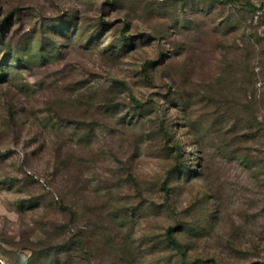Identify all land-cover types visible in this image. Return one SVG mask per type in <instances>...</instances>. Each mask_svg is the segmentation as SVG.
Wrapping results in <instances>:
<instances>
[{"label": "rangeland", "instance_id": "374dc122", "mask_svg": "<svg viewBox=\"0 0 264 264\" xmlns=\"http://www.w3.org/2000/svg\"><path fill=\"white\" fill-rule=\"evenodd\" d=\"M1 32L0 264H264V0H0Z\"/></svg>", "mask_w": 264, "mask_h": 264}, {"label": "trees", "instance_id": "16d2710c", "mask_svg": "<svg viewBox=\"0 0 264 264\" xmlns=\"http://www.w3.org/2000/svg\"><path fill=\"white\" fill-rule=\"evenodd\" d=\"M246 6H247V7H250L249 4H247ZM61 32H62V35H65V32H66V31H64V28H63V30H61ZM65 39H66V38H65ZM0 41H1V42L3 41V39H2V32L0 33ZM23 58H24V56L21 57V59H23ZM22 62H23V60H22ZM164 189H165V191H168V189H167L166 187H164ZM168 239H169V241H170L174 246H176V248L178 249V251H179L181 254H183V252H182V248H181L180 244H179L175 239H173V237H172V230H170L169 233H168Z\"/></svg>", "mask_w": 264, "mask_h": 264}]
</instances>
